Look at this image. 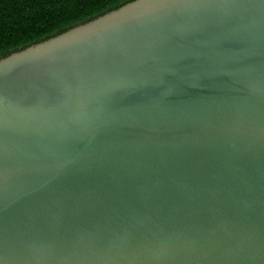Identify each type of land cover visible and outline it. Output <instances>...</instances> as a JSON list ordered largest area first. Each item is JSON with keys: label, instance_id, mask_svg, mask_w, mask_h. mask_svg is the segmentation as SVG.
<instances>
[{"label": "water", "instance_id": "95a60500", "mask_svg": "<svg viewBox=\"0 0 264 264\" xmlns=\"http://www.w3.org/2000/svg\"><path fill=\"white\" fill-rule=\"evenodd\" d=\"M0 264H264V0H133L0 59Z\"/></svg>", "mask_w": 264, "mask_h": 264}, {"label": "trees", "instance_id": "16d2710c", "mask_svg": "<svg viewBox=\"0 0 264 264\" xmlns=\"http://www.w3.org/2000/svg\"><path fill=\"white\" fill-rule=\"evenodd\" d=\"M133 0H0V59Z\"/></svg>", "mask_w": 264, "mask_h": 264}]
</instances>
